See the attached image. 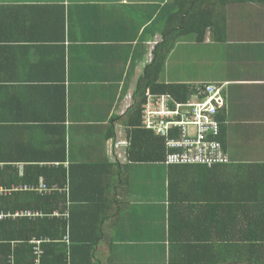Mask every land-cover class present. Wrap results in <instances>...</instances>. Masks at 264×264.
<instances>
[{"label": "crops", "instance_id": "0c3cea01", "mask_svg": "<svg viewBox=\"0 0 264 264\" xmlns=\"http://www.w3.org/2000/svg\"><path fill=\"white\" fill-rule=\"evenodd\" d=\"M205 1L0 0V156L17 180L10 188L0 181V204L13 196L19 205L59 204L54 215L68 223L61 243L74 250L71 264H81L77 247L85 243L93 264H232L219 236L225 207L256 196L264 180V8H219L224 42L210 32L202 44L182 39L159 79L226 86L228 164L132 162L115 145L125 141L136 88L170 20L178 22L183 5ZM44 167L52 181L65 174L61 186L24 182ZM26 212L37 215L16 216ZM23 217L44 214L22 209L0 221Z\"/></svg>", "mask_w": 264, "mask_h": 264}, {"label": "trees", "instance_id": "16d2710c", "mask_svg": "<svg viewBox=\"0 0 264 264\" xmlns=\"http://www.w3.org/2000/svg\"><path fill=\"white\" fill-rule=\"evenodd\" d=\"M206 1L204 5L197 2L194 4L188 3L187 6L183 5L178 22L170 20V25L167 26L164 32L163 43L157 47L153 62L149 65L147 72L140 78L134 95V104L127 114L126 125H124L125 141L122 142L123 144L119 142L115 144L127 149L126 156L132 162L157 160L166 165L165 139L157 136L152 130L144 128L142 124V111L144 106L147 105L150 95H169L179 102H186L196 92L198 86L205 89L208 84H213L208 82L167 84L159 81L168 55L177 44L182 39L190 38V36H196L197 44H202L207 32H210L215 43L224 42L222 36L225 32V16L221 15L222 12L220 13L219 8L225 9L224 7L228 4L254 3L264 8V0ZM219 119L222 121L221 114ZM107 137L112 138L113 134L110 133ZM179 137H181L179 130H173L170 134V138ZM219 139L222 142L221 135ZM6 158L4 155L0 156V163H5L4 168H6L5 171H1L0 181L3 188H10L17 180L13 181L11 176L6 174L10 169L9 160ZM35 169H38L37 172L34 176L31 174L29 180L26 179L28 176L26 172L24 182L27 181V184L38 183L39 178L42 177L47 187H51L53 184L61 186L60 182L65 181V174H62L60 178L55 176L52 181V170L50 168ZM261 169L264 170V165L261 166ZM259 181L261 185L256 190V196H243L237 200L238 202L228 203L220 221L219 236L221 240L224 239L225 241L226 260L230 258L232 264H264V180ZM258 195L259 199L256 201L255 198ZM45 200H47L46 203ZM15 201L16 197L14 196L10 199L3 198L2 204H0V212L4 215H13L16 214V211L22 209H34L42 211L44 217L33 222L24 217L16 220L3 219L0 221V264H33V245L29 243L31 236L47 238L40 245L43 250L40 264L73 263L74 250L68 253L67 247L61 243L63 237L68 233V223L66 220L54 215V211L59 209V204H51L50 198L37 200L35 203L30 204L25 202L24 205L16 204ZM66 238L69 239V236L67 235ZM67 242L69 243V241ZM77 249L79 251L82 249L84 255L83 258L78 259L81 264H93L89 261L91 253H89L88 243L77 247Z\"/></svg>", "mask_w": 264, "mask_h": 264}, {"label": "built area", "instance_id": "2783aa9c", "mask_svg": "<svg viewBox=\"0 0 264 264\" xmlns=\"http://www.w3.org/2000/svg\"><path fill=\"white\" fill-rule=\"evenodd\" d=\"M226 108L224 86L208 84L198 86L186 102H179L166 95H150L142 111L144 128L165 139L166 165L200 164L213 168L227 164L228 156L219 140L223 122L219 115ZM179 130L181 137L170 138L172 131ZM49 191L45 185L40 192ZM36 216V213H18L16 216ZM0 214V219L3 218ZM42 241H33L34 263L40 264ZM13 264V263H12Z\"/></svg>", "mask_w": 264, "mask_h": 264}, {"label": "rangeland", "instance_id": "374dc122", "mask_svg": "<svg viewBox=\"0 0 264 264\" xmlns=\"http://www.w3.org/2000/svg\"><path fill=\"white\" fill-rule=\"evenodd\" d=\"M189 54H191L190 52H189ZM197 75H200L202 72V68L201 67H193V69H192ZM226 87V86H225ZM224 87V88H225ZM125 137V136H124Z\"/></svg>", "mask_w": 264, "mask_h": 264}, {"label": "clouds", "instance_id": "9594fccd", "mask_svg": "<svg viewBox=\"0 0 264 264\" xmlns=\"http://www.w3.org/2000/svg\"><path fill=\"white\" fill-rule=\"evenodd\" d=\"M215 84H217V83H215ZM219 86H224V84H219ZM226 105H227V104H226ZM224 110H225V109H224ZM224 110H223V111H224ZM223 111H222V112H223ZM222 112H221V113H222ZM220 135H221V133H220ZM219 140H220V139H219ZM220 142H221V141H220ZM221 144H222V142H221ZM222 146H223V144H222ZM223 149H224V147H223ZM224 151H225V150H224ZM225 153H226V152H225ZM228 159H229V158H228ZM228 163H229V162H228ZM228 163H227V164H228ZM223 165H226V164H223Z\"/></svg>", "mask_w": 264, "mask_h": 264}, {"label": "bare ground", "instance_id": "6f19581e", "mask_svg": "<svg viewBox=\"0 0 264 264\" xmlns=\"http://www.w3.org/2000/svg\"><path fill=\"white\" fill-rule=\"evenodd\" d=\"M11 213V212H10Z\"/></svg>", "mask_w": 264, "mask_h": 264}]
</instances>
